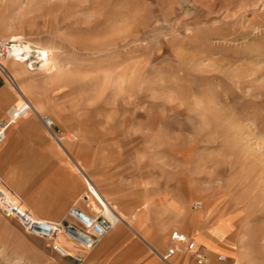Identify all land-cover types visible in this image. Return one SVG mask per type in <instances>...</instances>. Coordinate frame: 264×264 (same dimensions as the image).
I'll return each mask as SVG.
<instances>
[{"label":"rangeland","instance_id":"374dc122","mask_svg":"<svg viewBox=\"0 0 264 264\" xmlns=\"http://www.w3.org/2000/svg\"><path fill=\"white\" fill-rule=\"evenodd\" d=\"M10 38L52 68L0 58L9 87L78 134L65 147L121 212L151 205L159 252L182 230L204 264H264V0H0ZM71 262L0 212V264Z\"/></svg>","mask_w":264,"mask_h":264},{"label":"crops","instance_id":"0c3cea01","mask_svg":"<svg viewBox=\"0 0 264 264\" xmlns=\"http://www.w3.org/2000/svg\"><path fill=\"white\" fill-rule=\"evenodd\" d=\"M19 88L21 89V86L18 85L15 89L17 94L9 87L8 79L0 71V118L5 116L6 110L14 102L21 103L22 99L27 98ZM33 107L38 111L37 107ZM61 149L63 154L49 138L43 123L37 117L21 118L7 130L5 140L0 142V174L25 204L43 219L60 220L73 204L86 210L81 200L92 201L97 206L100 197L120 215L113 230L92 250L82 253L84 261L77 263L69 259L71 264H176L177 259L185 254L195 260L193 254L187 252L170 258L169 263L164 262L160 255L164 254L166 249L159 252V247L164 242L157 238L156 230L152 231L148 225L139 230L141 223L152 211L151 205L147 206L146 211L129 218L107 199L93 181L86 166L67 148ZM85 196L89 197L88 201L84 199ZM180 203L172 200L163 204L176 207ZM153 204L161 205L157 202ZM185 220L199 228L208 222L203 213L201 220H195L194 215H188ZM182 232L194 240L188 233ZM232 233L233 230L227 235ZM147 236L149 237L146 238ZM170 240L172 245L171 236ZM163 241H166V238H163ZM197 246L201 247L200 244ZM231 250L234 255H238L239 252L232 242ZM180 264L188 263L183 261Z\"/></svg>","mask_w":264,"mask_h":264},{"label":"built area","instance_id":"2783aa9c","mask_svg":"<svg viewBox=\"0 0 264 264\" xmlns=\"http://www.w3.org/2000/svg\"><path fill=\"white\" fill-rule=\"evenodd\" d=\"M0 58L26 63L31 71H46L52 68L49 52H44L41 47L19 38L0 39ZM0 68L5 69L1 61ZM13 81L12 78L11 82ZM29 113H33L43 123L49 136L61 148L66 149V144L79 140L76 132L61 130L54 118L38 112L25 98L21 103L16 102L7 111L6 116L0 118V142L5 140L7 130ZM88 189L90 191L89 187ZM84 199L88 201L89 197L85 196ZM100 205V209H92V212H89L73 204L62 219H43L25 204L0 174V212L7 218L17 220L28 235L42 240L60 258L83 262L82 253L92 250L111 232L117 219L106 216L103 213L105 206ZM200 206V203L196 204V207ZM171 238L172 245L160 255L164 262L169 263L170 258L190 252L198 264L205 263L204 251L187 234L174 230Z\"/></svg>","mask_w":264,"mask_h":264},{"label":"bare ground","instance_id":"6f19581e","mask_svg":"<svg viewBox=\"0 0 264 264\" xmlns=\"http://www.w3.org/2000/svg\"><path fill=\"white\" fill-rule=\"evenodd\" d=\"M44 52H48L47 49H43ZM15 61V60H14ZM16 62H19V61H16ZM21 64H23L22 62H19ZM4 64V63H3ZM26 67V66H25ZM20 89V88H19ZM21 90V89H20ZM22 91V90H21ZM100 200V202H98V204H102L105 206V209H103V213L108 216L109 218H116V222L115 224L119 221V218H120V215L114 210V208L107 202L105 201L104 199H102L101 197L98 198ZM101 207V205H100ZM100 207H98L100 209ZM227 223V220H221L219 219L218 222H217V225H216V228L215 229H220V228H223V225H225ZM119 225V224H118ZM115 227V225H114ZM113 227V228H114ZM130 227V226H129ZM113 230V229H112Z\"/></svg>","mask_w":264,"mask_h":264}]
</instances>
